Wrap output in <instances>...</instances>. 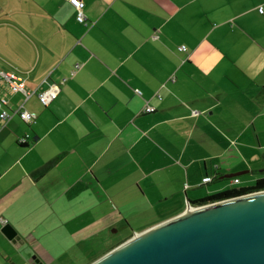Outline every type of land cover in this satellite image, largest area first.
Masks as SVG:
<instances>
[{"label": "crops", "instance_id": "1", "mask_svg": "<svg viewBox=\"0 0 264 264\" xmlns=\"http://www.w3.org/2000/svg\"><path fill=\"white\" fill-rule=\"evenodd\" d=\"M81 2L84 22L69 0H0V235L41 264L264 176V0Z\"/></svg>", "mask_w": 264, "mask_h": 264}, {"label": "water", "instance_id": "2", "mask_svg": "<svg viewBox=\"0 0 264 264\" xmlns=\"http://www.w3.org/2000/svg\"><path fill=\"white\" fill-rule=\"evenodd\" d=\"M188 204L88 264H264V189Z\"/></svg>", "mask_w": 264, "mask_h": 264}, {"label": "rangeland", "instance_id": "3", "mask_svg": "<svg viewBox=\"0 0 264 264\" xmlns=\"http://www.w3.org/2000/svg\"><path fill=\"white\" fill-rule=\"evenodd\" d=\"M243 176L244 175H242L241 177ZM20 227L22 229L27 228L24 225ZM114 229L115 228H111V232H106L107 234H109L110 237V240H108L107 242H98V240L97 242L93 241L90 243L77 244L69 241L66 244H62L66 246H59L57 250H52L53 255H55L56 257L54 264H86L87 262L90 263V261L92 259L97 258L98 255L101 256L110 250L107 249L110 245H112L111 243H113L111 242V240L118 241L122 237H124L125 232L113 231ZM7 239V236H4L3 233L2 235H0V264H40V262L37 263L35 261V259H37L35 258L36 254H34L35 252L32 251V249L30 248L29 242H17V244H15L13 241L11 242V240ZM63 247L67 248L68 252H61ZM102 252L104 253L101 254Z\"/></svg>", "mask_w": 264, "mask_h": 264}, {"label": "built area", "instance_id": "4", "mask_svg": "<svg viewBox=\"0 0 264 264\" xmlns=\"http://www.w3.org/2000/svg\"><path fill=\"white\" fill-rule=\"evenodd\" d=\"M71 5L74 6L75 8V18L79 21V22H84L86 20V15L83 11V8H82V2L81 0H69ZM257 12H259L260 14H264V4H259L258 7H257ZM177 48H179L180 50H183L185 51L186 47L185 45L181 44L179 45ZM1 76L5 79V81L7 82V86H8V89L10 91H21L23 92L24 96H28V94H31L33 92L27 90L25 88V85H24V82H23V78L18 75V74H15L13 72H9V73H4L2 72L1 73ZM55 94V89H54V86L53 85H49V88L44 90V91H40L38 92V98L41 102H43L44 104H46L49 99L52 98V96ZM6 103V100L4 97H0V118L2 119H5L7 118L8 114H7V111L2 108L3 105ZM154 109L153 106H146L145 107V111H152ZM15 113H17L20 118H22L23 120L25 121H32L34 120V117L35 115L31 112H29L28 110L26 109H22L21 106H18L15 108ZM25 136L23 137H20L19 138V142H24L25 139L27 138V134H24ZM211 180V176L210 175H207V176H204L202 181L205 182V181H209ZM234 181L236 182L237 181V178H234Z\"/></svg>", "mask_w": 264, "mask_h": 264}, {"label": "trees", "instance_id": "5", "mask_svg": "<svg viewBox=\"0 0 264 264\" xmlns=\"http://www.w3.org/2000/svg\"><path fill=\"white\" fill-rule=\"evenodd\" d=\"M40 92V91H39ZM36 94V96L38 95V92H34ZM0 97H3V96H0ZM39 99V98H38ZM41 102V101H40ZM7 103V102H6ZM4 104L2 108H4L6 111V106L7 104ZM43 103V102H41ZM44 104V103H43ZM47 104V103H46ZM45 104V105H46ZM22 107V106H21ZM16 108V107H15ZM15 108L12 109V113H15ZM23 109V108H22ZM7 118L10 116V112L7 111ZM17 114V113H16ZM18 115V114H17ZM19 116V115H18ZM20 117V116H19ZM6 119V118H5ZM22 119V118H21ZM33 121V120H32ZM30 122V121H29ZM19 141V139H18ZM26 142V139L24 142L22 143H25ZM21 143V142H20ZM54 161L55 160H50V161H46V164H44L43 166L39 167L34 173L35 174H41V173H44L47 169H49L53 164H54ZM235 178H237V181L238 182V177L237 176H234ZM212 178V176H211ZM235 182V181H234ZM259 189H264V176H261L259 178H256L254 182H252L251 185H246V186H230L229 188L227 189H224V190H220V191H217L215 193H212V194H208L206 195L205 197H203L200 202H205V201H208V200H218V199H223V198H227V197H231V196H235V195H240V194H243L246 193V192H250V191H253V190H259Z\"/></svg>", "mask_w": 264, "mask_h": 264}, {"label": "flooded vegetation", "instance_id": "6", "mask_svg": "<svg viewBox=\"0 0 264 264\" xmlns=\"http://www.w3.org/2000/svg\"><path fill=\"white\" fill-rule=\"evenodd\" d=\"M259 178V177H258ZM255 181V180H254ZM251 185V184H250ZM254 191H257V190H253V191H250V192H254ZM250 192H246V193H244V194H247V193H250ZM232 197V196H231ZM224 199V198H223ZM218 200H221V199H218ZM213 201H217V200H208V201H205V202H199L198 204H195V206H197V205H200V204H206V203H209V202H213ZM126 240V239H125ZM124 241V240H123ZM122 241V242H123ZM121 243V242H120ZM35 261L38 263V262H40V261H38L37 259H35ZM41 264V263H40Z\"/></svg>", "mask_w": 264, "mask_h": 264}]
</instances>
